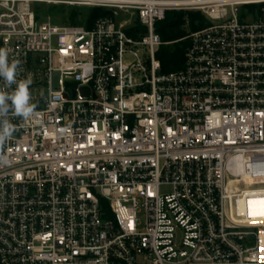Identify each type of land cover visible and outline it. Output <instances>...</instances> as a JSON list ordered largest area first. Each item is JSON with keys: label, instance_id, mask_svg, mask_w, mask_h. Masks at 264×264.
<instances>
[{"label": "built area", "instance_id": "2783aa9c", "mask_svg": "<svg viewBox=\"0 0 264 264\" xmlns=\"http://www.w3.org/2000/svg\"><path fill=\"white\" fill-rule=\"evenodd\" d=\"M167 11L204 25L162 72ZM0 48L36 105L0 148V264H264V0H0Z\"/></svg>", "mask_w": 264, "mask_h": 264}, {"label": "trees", "instance_id": "16d2710c", "mask_svg": "<svg viewBox=\"0 0 264 264\" xmlns=\"http://www.w3.org/2000/svg\"><path fill=\"white\" fill-rule=\"evenodd\" d=\"M62 22L78 24L77 18L80 12L74 8L57 11ZM110 14L109 11L101 8H89L83 18L84 25L91 27L98 17ZM204 25V19L198 12L193 11H167L164 19L155 24V32L161 42L169 43L159 46L155 53L161 63L162 72L176 71L182 68L184 52L188 41L184 38L189 31H195ZM184 38V39H182ZM181 39V40H180Z\"/></svg>", "mask_w": 264, "mask_h": 264}, {"label": "clouds", "instance_id": "9594fccd", "mask_svg": "<svg viewBox=\"0 0 264 264\" xmlns=\"http://www.w3.org/2000/svg\"><path fill=\"white\" fill-rule=\"evenodd\" d=\"M21 61L10 59L9 52L0 48V148L17 130L12 118L28 120L36 105L32 103L30 78H21ZM8 157L0 151V166L8 164Z\"/></svg>", "mask_w": 264, "mask_h": 264}, {"label": "rangeland", "instance_id": "374dc122", "mask_svg": "<svg viewBox=\"0 0 264 264\" xmlns=\"http://www.w3.org/2000/svg\"><path fill=\"white\" fill-rule=\"evenodd\" d=\"M68 8H70V7H66V6H42L39 8V11L44 17H40V18H44L42 20H50L51 22H53L55 24H59V25H81V26H83L84 22L82 20L86 15L87 9H85V8H74V9H77L78 12H80V16H78V18H77L78 24H70L67 21L63 23L61 20V16L57 12L61 9H63L64 11L68 10ZM244 10H245V8H241L240 12H243ZM193 12H196V11H193ZM119 15L124 16L123 14H119Z\"/></svg>", "mask_w": 264, "mask_h": 264}, {"label": "bare ground", "instance_id": "6f19581e", "mask_svg": "<svg viewBox=\"0 0 264 264\" xmlns=\"http://www.w3.org/2000/svg\"><path fill=\"white\" fill-rule=\"evenodd\" d=\"M258 202H259V201H258ZM262 202H264V200H262ZM257 213L264 214V207H262V208H258V209H257Z\"/></svg>", "mask_w": 264, "mask_h": 264}]
</instances>
